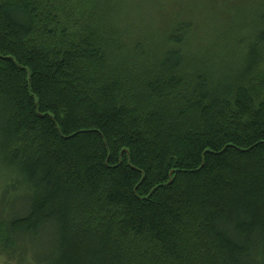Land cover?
Returning a JSON list of instances; mask_svg holds the SVG:
<instances>
[{
  "label": "trees",
  "instance_id": "16d2710c",
  "mask_svg": "<svg viewBox=\"0 0 264 264\" xmlns=\"http://www.w3.org/2000/svg\"><path fill=\"white\" fill-rule=\"evenodd\" d=\"M116 1L0 0V264H264V0L233 68Z\"/></svg>",
  "mask_w": 264,
  "mask_h": 264
},
{
  "label": "rangeland",
  "instance_id": "374dc122",
  "mask_svg": "<svg viewBox=\"0 0 264 264\" xmlns=\"http://www.w3.org/2000/svg\"><path fill=\"white\" fill-rule=\"evenodd\" d=\"M170 1L126 0V4L129 6L127 10L125 9L126 5H124L125 8L123 9L118 4L119 2L116 1L113 7L118 13L121 11L125 18H129L132 21L129 24L130 27L127 26L125 28L127 31H132L134 27H138L148 28L151 31L149 34H162L164 26L168 23L167 19L176 16L175 13L180 10V8H176V5H173V2L181 0H173L171 3ZM185 1V7L192 10L195 24L201 30L196 36L194 34L187 36L183 45V50L185 51L190 52L193 49L191 54L193 59L190 60L199 64L209 63L208 61H212L216 57L217 60L226 57L224 52L229 49V53L226 52L228 55L225 58L228 60L226 66L233 68L236 64V58L232 54L234 49L233 47L231 49L232 45L231 42L230 44L228 43V40L237 35V31L231 30V28L233 25L247 23L251 13L261 9L257 5V0H218L214 6L208 0L200 2L198 0ZM167 7L168 9H166ZM1 175L0 168V177ZM2 186L3 181L0 179V191Z\"/></svg>",
  "mask_w": 264,
  "mask_h": 264
}]
</instances>
